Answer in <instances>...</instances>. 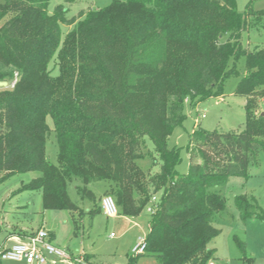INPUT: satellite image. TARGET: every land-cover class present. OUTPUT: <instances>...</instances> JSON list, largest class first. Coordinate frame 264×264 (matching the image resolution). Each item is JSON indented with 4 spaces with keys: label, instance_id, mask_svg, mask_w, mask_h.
<instances>
[{
    "label": "trees",
    "instance_id": "trees-1",
    "mask_svg": "<svg viewBox=\"0 0 264 264\" xmlns=\"http://www.w3.org/2000/svg\"><path fill=\"white\" fill-rule=\"evenodd\" d=\"M48 2L0 3V82L18 73L13 87L0 88L5 180L37 172L18 191H39L43 210L82 215L68 193L77 182L79 199L91 205L90 221L102 213L90 183L106 182L104 195L124 217L141 214L155 196L141 255L159 264L213 262L208 246L220 234L215 218L225 211L220 188L231 177L246 180L264 152V112H257L264 47L247 50L242 43L243 33L264 31V10L254 11L251 1L238 13L235 0H112L66 20L63 6L49 14ZM65 26L72 28L62 35ZM241 58L245 70L233 93L245 99L243 131L193 129L188 170L178 175L179 150L168 139L185 118L184 105L223 96ZM49 132L56 164L46 157ZM144 138L152 153L143 152ZM146 155L152 164L144 171L137 161ZM234 207L243 222L264 221L253 196H235ZM72 222L77 230L73 216ZM233 240L244 254V243ZM141 255L131 254L128 264Z\"/></svg>",
    "mask_w": 264,
    "mask_h": 264
},
{
    "label": "rangeland",
    "instance_id": "rangeland-1",
    "mask_svg": "<svg viewBox=\"0 0 264 264\" xmlns=\"http://www.w3.org/2000/svg\"><path fill=\"white\" fill-rule=\"evenodd\" d=\"M111 1L49 0L47 10L52 14L55 8L61 5L66 10L65 19L76 20L81 14L106 7ZM250 1L254 11L264 10V0H235L237 12L243 13ZM2 2L3 0H0V3ZM71 28L72 26L62 27V35ZM242 43L247 50H252L256 46L264 47V31L252 30L243 33ZM236 68L237 75L226 81L223 96L209 98L194 107L189 104L184 105L185 118L180 126L173 129L168 139V147L179 150L180 162L176 166L178 175H184L188 170L186 147L193 129L236 133L243 131L245 99L234 95L233 91L244 74V58L238 61ZM15 74L17 77L14 76ZM14 75L12 80L3 81L7 83L4 88H10L12 81L18 78V73L14 72ZM262 111L264 112V100L260 101L257 107V112ZM202 114H204L203 118H201ZM47 124L52 128L49 117ZM144 142L143 152L152 153V143L148 138H144ZM56 154L54 134L49 132L46 140V157L51 164L57 163ZM151 164L152 158L149 155L137 161V165L144 171L149 169ZM157 170V166L152 168L154 172ZM38 175L37 172H29L5 180V174L0 172V250L4 245H12L13 242L7 238L12 226H18L17 231L14 230L12 233L19 239L43 229V225L48 233L54 235L53 239L50 237L51 243L68 253L72 259L48 264H128L132 248L144 240L148 233L150 214L146 210L135 217L117 214L113 218H108L103 213H98L90 221L85 212L91 208V205L88 201L79 199L75 191V186L79 185L77 182L68 185V193L71 200L83 211L82 215H79L78 211L71 215L68 211L43 210L39 191H18L23 184ZM248 176L246 180L231 177L220 188V194L225 200V211L215 218L214 226L220 230V234L208 246L209 249H214V264H264V221L252 218L243 222L234 207V197L246 194L255 197L258 205L264 210V152L258 153L257 165L249 167ZM87 187L94 193L97 202H100L105 196L107 183L95 182ZM72 216L77 220V230H74ZM21 227L27 230L24 231ZM111 234L113 236H110ZM233 236L244 243V254L235 244ZM0 264L17 263L0 261ZM135 264L159 263L152 256L141 255L136 259Z\"/></svg>",
    "mask_w": 264,
    "mask_h": 264
},
{
    "label": "built area",
    "instance_id": "built-area-1",
    "mask_svg": "<svg viewBox=\"0 0 264 264\" xmlns=\"http://www.w3.org/2000/svg\"><path fill=\"white\" fill-rule=\"evenodd\" d=\"M17 77V74L14 75ZM17 78L12 81L11 87L14 86ZM204 114L201 115V118ZM156 197H151L145 210L150 214L154 211L156 204ZM102 213L108 217L113 218L118 214L116 204L112 197L104 196L100 201ZM110 236H113L111 234ZM145 251V243L142 240L135 245L132 250V255H141ZM61 260H72L70 255L60 248L53 245L50 241L48 231L40 229L33 235L23 238L14 239L11 246L4 245L0 250V261L20 262L22 264H48ZM207 264H214L212 261Z\"/></svg>",
    "mask_w": 264,
    "mask_h": 264
},
{
    "label": "crops",
    "instance_id": "crops-1",
    "mask_svg": "<svg viewBox=\"0 0 264 264\" xmlns=\"http://www.w3.org/2000/svg\"><path fill=\"white\" fill-rule=\"evenodd\" d=\"M103 198V197H102ZM13 228H12V230L10 231V232H8V240L9 241H11V242H13L14 241V239H16L18 236H16V234H14V233H12V232H14V230H16L17 231V227L18 226H12ZM16 228V229H15ZM24 231H26L27 229L25 228V227H21ZM42 228L44 229V230H46L45 229V227L42 225ZM22 231V230H21ZM47 231V230H46ZM50 233V232H49ZM50 234H52V239H53V233H50ZM26 237V236H25ZM10 262V261H9ZM11 263H17V264H22V263H20V262H11ZM91 263V262H90ZM92 264V263H91Z\"/></svg>",
    "mask_w": 264,
    "mask_h": 264
},
{
    "label": "water",
    "instance_id": "water-1",
    "mask_svg": "<svg viewBox=\"0 0 264 264\" xmlns=\"http://www.w3.org/2000/svg\"><path fill=\"white\" fill-rule=\"evenodd\" d=\"M7 86V83L6 82H0V87L4 88Z\"/></svg>",
    "mask_w": 264,
    "mask_h": 264
}]
</instances>
